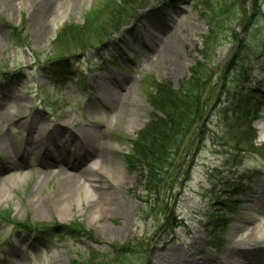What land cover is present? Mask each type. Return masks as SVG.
Masks as SVG:
<instances>
[{"label":"rangeland","instance_id":"374dc122","mask_svg":"<svg viewBox=\"0 0 264 264\" xmlns=\"http://www.w3.org/2000/svg\"><path fill=\"white\" fill-rule=\"evenodd\" d=\"M122 1L60 0L46 9L30 0H0V264H169L172 256L195 264H264V159L239 158L232 150L238 129L232 102L243 87L256 91L247 126L254 146H264L256 129L264 123V84L258 83L264 0L233 9L239 20L229 30L237 38L220 34L206 88L211 98L192 125L195 134L180 131L153 194L145 189L144 166L134 162L133 143L162 119L148 95L176 91L195 62H204L208 0ZM63 58L61 76L65 65L50 63ZM114 103L130 118L113 112ZM86 133L101 135L95 150L122 168L117 186L91 171L90 189L122 196L124 215L94 218L78 187L63 207L55 204L60 168L76 175L93 164ZM29 136L39 137L36 147ZM48 172L55 173L44 178ZM245 174L250 181L237 179ZM13 176L25 178L8 182ZM34 190L41 206L30 201Z\"/></svg>","mask_w":264,"mask_h":264},{"label":"trees","instance_id":"16d2710c","mask_svg":"<svg viewBox=\"0 0 264 264\" xmlns=\"http://www.w3.org/2000/svg\"><path fill=\"white\" fill-rule=\"evenodd\" d=\"M246 3L259 5L258 0H229V2L227 1L226 3L220 1L212 3L208 0L206 3L208 15L207 17L205 15L207 18V31L202 40L203 49L199 52L204 62H195L189 69L188 78L179 85L176 91L173 92L168 89L164 90L159 88L154 96L151 94L148 95L147 100L150 106L156 110L158 109L157 111L162 115V119L159 117L155 118L154 122H151L148 128L138 133L137 140L133 143V151L136 160H134V162L142 163L144 166L145 189L148 194H153L158 190V185L163 179H161V175L164 171L168 170L169 164L167 159L170 155L169 150L171 148L172 150L177 149L175 146L178 143L177 136L180 131L186 129V132L188 130L192 132L193 130L195 134L196 129L192 128V125L202 116L205 109V101L208 100L209 97L211 98V90L209 94H206V88L209 86V89H211L212 87L210 71L212 69L211 64L213 63V57L211 53L216 49L222 32L231 31L234 35V39L237 38L235 30H229V27L239 20L238 15L233 12V9L238 6L243 7ZM120 5L122 4L120 3ZM119 6L115 7V12L120 10L121 6ZM244 13V10H242V18ZM67 63L68 61L63 58L52 61L50 64H64L65 67L61 68L63 70L58 72L59 75L64 76L67 71ZM208 65L210 66L208 67ZM219 94H217V98ZM256 98L257 95L255 90L244 89V87L233 97V119L236 117L235 125L238 129L232 131V135H234L236 140L232 150L235 152V156L239 158L243 157L245 154H256L264 159V146L260 148L254 146V133L250 127L247 126V120L251 115V109H253L252 103ZM230 125L231 123L228 127ZM222 140L223 138L219 139V141ZM220 146L222 148L229 147L228 143H224V141ZM176 147H178V144ZM132 158L134 159L133 156ZM126 160L128 161V157H126ZM237 179L242 182L251 180L246 174ZM241 190L240 186H238L235 188L234 192ZM20 226L28 232L38 229L24 225H19V227Z\"/></svg>","mask_w":264,"mask_h":264},{"label":"bare ground","instance_id":"6f19581e","mask_svg":"<svg viewBox=\"0 0 264 264\" xmlns=\"http://www.w3.org/2000/svg\"><path fill=\"white\" fill-rule=\"evenodd\" d=\"M7 1V0H6ZM16 0H9V2H15ZM18 1V0H17ZM33 3H37V5L40 3L44 8H49L51 3H58L60 0H30ZM41 23L44 21L43 18H40ZM40 35H44V33H40ZM259 85L264 84V79L258 81ZM127 98V96H126ZM112 111L116 112L119 114L123 119L124 118H130V111H124L122 107H120V104L116 105V103L112 104L111 106ZM256 129L259 131V139L261 141H264V123H259L256 125ZM36 131V127L34 123L30 124L29 127V133L31 134L32 132ZM101 138V135H94L90 133H86L84 135V140L86 143V149H87V158L91 159L90 161L93 162V164L90 167H87V169L82 170L80 173L76 175H72L68 173L66 170H62L60 168L61 172V186H59L60 193L56 195V205L58 207H63L65 205V201L69 198V195L72 194L73 190L78 187V189L83 193V196L81 197L83 201H86L87 203V209L86 212L92 215L94 218H99L102 214H106L108 211H110L113 214L116 215H124L127 212L128 204L126 200L120 196V195H112L108 196L104 193H98L96 191L91 190V182L92 177H90V172L96 170L99 172V174L105 176L106 181H110L114 183L115 186L118 185L119 180L121 179L120 173L121 167H113L112 163L113 160H111L106 154L103 153L102 150H95L96 145L95 143ZM30 136L28 141L30 140ZM62 139V138H61ZM39 137L38 139H31L30 144L32 147H36L37 143H39ZM39 141V142H38ZM59 141V139H58ZM60 142V141H59ZM39 147V145H38ZM41 148V147H40ZM35 149V148H34ZM39 152V151H38ZM93 158H96L98 162H96ZM63 161L64 159H60ZM66 162V161H65ZM82 163V162H81ZM79 164V167H82V164ZM123 165L126 166L125 168L127 170L131 169V164L129 161L123 159L122 161ZM69 164V163H68ZM67 165V163H65ZM81 169V168H80ZM55 172H48L43 174L44 178L50 177L54 174ZM111 176V177H110ZM24 176H13L9 179H7L8 182H15L17 179L19 180H24ZM100 185L94 187L96 189H100ZM37 192L38 190H34L33 193L30 196V201L32 204L37 205L39 203V199L37 198ZM39 206L40 203H39ZM56 206V207H57ZM9 222V221H8ZM6 222V223H8ZM169 264H195V263H190L188 260H183L181 257L177 256L174 257L172 256L170 259H168ZM221 264V263H220Z\"/></svg>","mask_w":264,"mask_h":264}]
</instances>
